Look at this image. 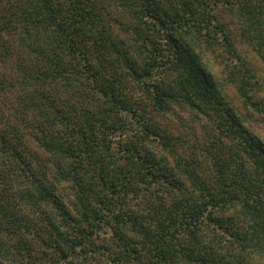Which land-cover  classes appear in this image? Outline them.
Here are the masks:
<instances>
[{
  "label": "trees",
  "instance_id": "trees-1",
  "mask_svg": "<svg viewBox=\"0 0 264 264\" xmlns=\"http://www.w3.org/2000/svg\"><path fill=\"white\" fill-rule=\"evenodd\" d=\"M217 7L238 18L264 60V0H0V61L16 58L17 114L47 156L33 154L19 128L0 127L3 258L264 264V141L227 99L205 48L223 49L227 80L244 100L251 68ZM125 78L160 110L188 105L214 123L230 143L208 175L176 152L152 111L138 140L158 138L174 165L151 149L142 156L136 144L115 149L111 136L127 112L138 115L121 91Z\"/></svg>",
  "mask_w": 264,
  "mask_h": 264
},
{
  "label": "rangeland",
  "instance_id": "rangeland-1",
  "mask_svg": "<svg viewBox=\"0 0 264 264\" xmlns=\"http://www.w3.org/2000/svg\"><path fill=\"white\" fill-rule=\"evenodd\" d=\"M216 10L220 21L225 24L227 31L230 33L239 54L247 61L248 66L251 68L252 84L248 100H244L240 96L235 83L227 80L226 62H221L222 58L219 56L220 53H224L223 49L219 48V46L215 50L205 48V62L223 85L227 93V99H230L244 115L246 127L250 130L251 134L254 136L259 135L264 141V60L252 45L246 41L238 18L230 14L224 7H217ZM110 21L116 33L120 34L121 30L116 29L118 26L112 20ZM14 59L16 58L7 63L0 61V127L4 128L7 125H11L12 127L19 128L25 142L29 146V150L39 156V158H45L47 156L38 147L34 132L30 128L31 121L29 123L17 114V90L11 86ZM3 82L6 84L2 86ZM120 86L123 95L130 101L138 115L136 116L133 112H127L128 120L124 124V130L111 136L112 145L119 153L126 152L124 150L126 144H136L142 156L144 151L151 149L158 156H167L169 162L174 165L172 154L159 144L158 138L153 137V139L141 142L138 140V132L142 129L141 125L143 120H145L144 117L148 116L147 114L152 111V116H154L158 125L171 135L172 145L176 152L192 160L200 173L208 175L211 172L213 165L212 157L222 155V147L227 148L226 146L230 143L226 138H223L212 121L188 105L172 104L168 111L160 110L157 105H153L151 94L146 92L142 85L134 80L125 78L122 80ZM218 137L222 138L224 142L222 140V142L219 141ZM59 186L65 205L72 208L74 193L71 185L63 181ZM93 257L95 258L88 259L89 264H104L95 255ZM0 261L3 264H13L8 259L3 258L1 254ZM55 264H71V258L57 260Z\"/></svg>",
  "mask_w": 264,
  "mask_h": 264
}]
</instances>
